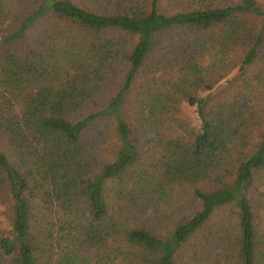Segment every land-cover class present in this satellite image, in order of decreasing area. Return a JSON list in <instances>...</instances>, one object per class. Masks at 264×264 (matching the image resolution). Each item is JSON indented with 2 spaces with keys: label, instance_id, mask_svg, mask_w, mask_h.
<instances>
[{
  "label": "trees",
  "instance_id": "16d2710c",
  "mask_svg": "<svg viewBox=\"0 0 264 264\" xmlns=\"http://www.w3.org/2000/svg\"><path fill=\"white\" fill-rule=\"evenodd\" d=\"M0 208V264H264V0H0Z\"/></svg>",
  "mask_w": 264,
  "mask_h": 264
},
{
  "label": "rangeland",
  "instance_id": "374dc122",
  "mask_svg": "<svg viewBox=\"0 0 264 264\" xmlns=\"http://www.w3.org/2000/svg\"><path fill=\"white\" fill-rule=\"evenodd\" d=\"M160 73L164 76V77H168L169 73H166L164 71H160ZM186 118L188 120L192 119L193 118V115L191 114V111L187 112V114L185 115ZM165 129V131L169 134H172V135H175L179 132L178 128L175 127V125H172V124H166L164 125L163 127ZM0 220L1 222L3 223V225L5 226H8V223H7V219L3 213V209L0 208Z\"/></svg>",
  "mask_w": 264,
  "mask_h": 264
}]
</instances>
